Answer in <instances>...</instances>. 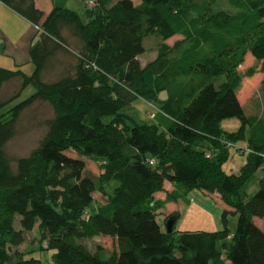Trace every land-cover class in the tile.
I'll list each match as a JSON object with an SVG mask.
<instances>
[{
	"label": "trees",
	"instance_id": "16d2710c",
	"mask_svg": "<svg viewBox=\"0 0 264 264\" xmlns=\"http://www.w3.org/2000/svg\"><path fill=\"white\" fill-rule=\"evenodd\" d=\"M80 1L82 15L56 6L44 15L34 0H0L36 27L31 73L0 67V92L18 80L11 95L0 96V264H41L11 250L36 225L51 252L47 264H264V229L254 222L264 220V120L238 97L243 77L256 71L239 70L246 53L264 75V0H227L235 13L214 10L215 0ZM150 34L160 49L141 65ZM174 36L182 39L168 45ZM220 75L215 86L210 78ZM28 85L34 92L3 111ZM136 98L157 103L156 121L132 111ZM38 101L48 102L53 116L12 169L4 146L20 114ZM231 117L240 127L222 130ZM241 140L246 161L227 174L222 165ZM68 150L94 159L99 173ZM259 169L249 196L246 186ZM165 182L174 189L155 199ZM192 189L220 195L227 206L221 229L176 230L178 211L163 214V222H174L171 232L158 222V210L185 202ZM232 213L234 230L227 225ZM99 235L114 238L115 249L91 252L79 242Z\"/></svg>",
	"mask_w": 264,
	"mask_h": 264
},
{
	"label": "rangeland",
	"instance_id": "374dc122",
	"mask_svg": "<svg viewBox=\"0 0 264 264\" xmlns=\"http://www.w3.org/2000/svg\"><path fill=\"white\" fill-rule=\"evenodd\" d=\"M36 1L40 6V8L43 9L44 15H46L55 6L75 9L80 13V15H82L83 13L82 11L83 3L80 4V0H36ZM133 1L135 3L139 2V0H133ZM213 8L214 10H226L229 13H235V9L227 2V0H215ZM29 24L30 25L25 23L13 24V22H11L7 18L6 20H3V25H2V20H0V25L2 26V30H3L1 36L2 35L5 36L6 41L9 45L18 48V50L20 51H23L20 52L21 54L23 53L24 56L28 55L29 57L28 62L22 65L23 66L22 69L29 71L28 73H31L32 70L30 71L31 63L29 62L30 60L29 50L28 51L25 50L29 48V46L28 48H26L27 42L28 45H30L29 41L35 34L36 28L31 23ZM27 30L30 31L29 32L30 37H28ZM26 36L28 37L27 39L24 38ZM180 39H182L180 36H174L166 40L165 42L168 45L173 46L175 42H177ZM161 42L162 41L155 34H150L144 39L145 51L142 54H140V56L138 57L141 65H146L148 62H151L157 57ZM29 65L30 68L28 69ZM252 66L256 67V71L251 77H243L241 86L238 91V97L241 103L244 105L246 112L248 114L257 115L264 120V92H262L260 88L261 81L264 75L261 72L260 63L255 62L251 54L246 53L244 57V62L239 66V70L244 73L248 68ZM49 78H53V76ZM210 79L213 81L214 85L217 86L224 81V76L223 75L214 76L211 77ZM16 80L17 79L10 80L4 85V87H2L0 96L3 99L11 95L13 89L18 88V84H17L18 80L17 81ZM33 92H34V88L32 85L26 86L21 91L19 97L14 99L12 102L6 104L2 108V110L5 111L9 109L10 107L17 104L19 101L30 96L31 93ZM165 94H166L165 92H160L159 94L160 99L164 98ZM156 106L157 103L155 102H149L141 98H136L132 103V111H134L140 119H147L151 122H154L156 121V117L154 114L155 110H157ZM52 116H53V109L50 106V104L46 101H38L31 107L25 109L20 114L15 126V133L13 137L10 138L4 146L12 169L16 168V160L19 157L28 155L31 152V150L38 145L40 138L44 135L46 131L45 120L51 118ZM240 125L241 122L236 117L226 118L220 122V128L228 132L236 131L240 127ZM205 144L208 145L207 142ZM244 145L245 142L241 140L230 146L229 155L226 161L222 165V169L225 173L231 174V173L239 172L240 167L246 161L247 152L245 151L242 153L237 148L244 147ZM66 154L72 157H81L85 161L86 169L88 172L93 174L99 173L100 171L99 164L95 162L94 159L90 157L80 156L79 154H77L72 150H68ZM207 155L209 156L211 155V153L208 152ZM152 162L153 159L151 158L149 160V163ZM262 173L263 171L259 169L255 173V176L247 184L246 192L249 196H251L256 191L258 186L257 182L260 176L262 175ZM114 185L115 183L111 182L105 186L104 190L109 193L111 192ZM95 199L101 200L102 199L101 194L95 193ZM158 213H160L159 210ZM181 215H182V221L176 224L175 226L176 230L213 231L209 229L215 223L212 213L210 214L209 212L205 211V214H202L194 211L188 213L186 216H183V214ZM157 219L158 222L161 224V226L165 228V224H164L165 222H163L165 217H163L162 219L159 215ZM19 220H20L19 215H16L14 218V227L16 228V230L20 229ZM255 221L258 226L264 229V220L255 218ZM236 222H237V215L229 214L227 218V225L230 230H234ZM205 225H208L207 226L208 228H204ZM79 242L83 244L91 252H94L97 249V247L103 248L107 251H111L115 249V244H116L114 238L104 235L95 236L93 238H84L81 239ZM47 246H48L47 242H45V240L42 241L41 238H39L38 226L36 225L31 231L24 232L22 242L18 243L17 245L15 244L11 245V250H15L19 253H22V256H25V258L29 256H34L41 262V264H47L52 262L50 260L51 252L46 249ZM10 254H12V252Z\"/></svg>",
	"mask_w": 264,
	"mask_h": 264
},
{
	"label": "crops",
	"instance_id": "0c3cea01",
	"mask_svg": "<svg viewBox=\"0 0 264 264\" xmlns=\"http://www.w3.org/2000/svg\"><path fill=\"white\" fill-rule=\"evenodd\" d=\"M34 2L36 4V6L38 8H40L37 1L34 0ZM80 4H82L81 1H80ZM41 10L43 11V9H41ZM7 18L11 22H13V24L14 23H16V24L17 23H22V24L25 23V24L30 25L29 21H27L25 18L20 16L18 13L14 12L8 6H6L0 2V20H2V25H3V20H6ZM27 31H28V37H30V33H29L30 31L29 30H27ZM1 33H3V30H2V26L0 25V67L6 68V69H16V68L22 69V67H23L22 65L24 63L28 62V59H29L28 55L24 56L23 53L22 54L20 53L23 51H20V50H18V48L9 45L6 41L5 36L4 35L1 36ZM28 37L26 36L24 38L27 39ZM31 40H32V38L30 39V41ZM30 41H29V43L31 44ZM28 46H30V45H28V42H27L26 48H28ZM28 50H29V48L26 49L25 51H28ZM29 62H30V60H29ZM29 68H30V65L28 66V69ZM32 69H33V66L31 64L30 71ZM22 71L29 74L28 73L29 71H27V70L22 69ZM173 189H174V186L172 183L165 182L163 191L155 193L154 197H155V199L163 200L166 197V193L172 191ZM184 200H185V202L184 201L167 202L165 204V206L160 210L159 214H160L161 218L163 219V217H164L163 214H165V213L169 214V213L176 212V211H178L180 214H183V216H186L188 213H191L194 211L198 212V213L205 214V211H206V212H209L210 214L212 213L213 214L212 216L215 220L214 225L209 229L218 230V229L222 228L221 215H222L223 210L226 209L227 206L222 202L219 194H217V193L208 194V193L203 192V191L198 190V189H192L191 191H189L186 194ZM193 209H196V210H193ZM233 215H235V214H233ZM180 221H182V215H180L179 219L175 222V226ZM254 222L256 223L255 218H254ZM256 225H257V223H256ZM207 226L208 225H205L204 228H208Z\"/></svg>",
	"mask_w": 264,
	"mask_h": 264
},
{
	"label": "water",
	"instance_id": "95a60500",
	"mask_svg": "<svg viewBox=\"0 0 264 264\" xmlns=\"http://www.w3.org/2000/svg\"><path fill=\"white\" fill-rule=\"evenodd\" d=\"M165 224H166L167 231L171 232L174 222L169 218V219H167Z\"/></svg>",
	"mask_w": 264,
	"mask_h": 264
}]
</instances>
